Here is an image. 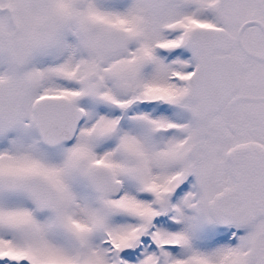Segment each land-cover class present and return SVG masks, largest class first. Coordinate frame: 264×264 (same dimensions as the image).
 I'll list each match as a JSON object with an SVG mask.
<instances>
[{"label": "snow or ice", "instance_id": "6c2138e0", "mask_svg": "<svg viewBox=\"0 0 264 264\" xmlns=\"http://www.w3.org/2000/svg\"><path fill=\"white\" fill-rule=\"evenodd\" d=\"M0 264H264V0H0Z\"/></svg>", "mask_w": 264, "mask_h": 264}]
</instances>
